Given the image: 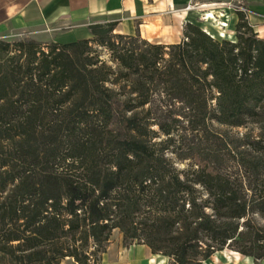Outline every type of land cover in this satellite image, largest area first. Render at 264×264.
<instances>
[{
	"label": "trees",
	"instance_id": "1",
	"mask_svg": "<svg viewBox=\"0 0 264 264\" xmlns=\"http://www.w3.org/2000/svg\"><path fill=\"white\" fill-rule=\"evenodd\" d=\"M237 14L235 39L0 37V264L99 263L115 229L174 264L264 259V39ZM185 135L204 163L181 166Z\"/></svg>",
	"mask_w": 264,
	"mask_h": 264
},
{
	"label": "crops",
	"instance_id": "2",
	"mask_svg": "<svg viewBox=\"0 0 264 264\" xmlns=\"http://www.w3.org/2000/svg\"><path fill=\"white\" fill-rule=\"evenodd\" d=\"M196 0H0V30L16 27L41 42L70 43L92 38V24L116 22L114 33L141 36L154 43H175L183 25L194 22ZM248 20L264 39V0H245ZM117 230V229H115ZM114 230V231H115ZM60 264H79L67 257ZM174 264L145 243L118 248L110 240L99 263Z\"/></svg>",
	"mask_w": 264,
	"mask_h": 264
},
{
	"label": "rangeland",
	"instance_id": "3",
	"mask_svg": "<svg viewBox=\"0 0 264 264\" xmlns=\"http://www.w3.org/2000/svg\"><path fill=\"white\" fill-rule=\"evenodd\" d=\"M204 3H217L219 6L217 5L215 8L206 9L201 7ZM245 8H247L245 0H196L192 10L196 14L194 22L201 25L217 38L235 39V27L239 20L237 13L238 11H244ZM209 11L212 12L214 18L204 19L206 16L204 14ZM25 34L24 30L12 26L0 30V37L8 39L28 37ZM92 47L100 52L102 59L110 60L111 51L107 46L92 43ZM221 128L226 129V127L222 126ZM233 131H242V129H234ZM175 139L176 146L173 149H176V152L186 157L183 162L180 161L181 166H187L189 163L201 164L205 162L202 154L203 151L205 152L209 149V141L199 138L192 139L187 135L177 136ZM110 240L118 248L124 243L123 235L118 229L112 232ZM89 249L90 251H94L96 247L91 243ZM232 261L238 264H264V259L255 261L253 257H245L239 252L230 249H224L215 253L211 258L203 262V264H232Z\"/></svg>",
	"mask_w": 264,
	"mask_h": 264
},
{
	"label": "bare ground",
	"instance_id": "4",
	"mask_svg": "<svg viewBox=\"0 0 264 264\" xmlns=\"http://www.w3.org/2000/svg\"><path fill=\"white\" fill-rule=\"evenodd\" d=\"M217 5H218L217 3H204V4L201 5V7L206 8V9H212V8H215ZM204 15H206L204 19H209L211 17L214 18L212 12H210V11L209 12H206ZM245 257H247V256H245ZM231 263L232 264H238L235 261H232Z\"/></svg>",
	"mask_w": 264,
	"mask_h": 264
},
{
	"label": "built area",
	"instance_id": "5",
	"mask_svg": "<svg viewBox=\"0 0 264 264\" xmlns=\"http://www.w3.org/2000/svg\"><path fill=\"white\" fill-rule=\"evenodd\" d=\"M244 12H246V13H247V15H248V10H247V8H245V9H244Z\"/></svg>",
	"mask_w": 264,
	"mask_h": 264
}]
</instances>
